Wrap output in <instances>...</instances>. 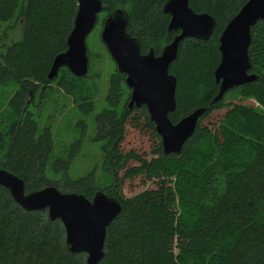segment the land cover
Listing matches in <instances>:
<instances>
[{"label": "trees", "instance_id": "16d2710c", "mask_svg": "<svg viewBox=\"0 0 264 264\" xmlns=\"http://www.w3.org/2000/svg\"><path fill=\"white\" fill-rule=\"evenodd\" d=\"M99 1L105 17L116 10L126 14L125 32L136 40L140 54L151 50L158 56L177 35L166 29L169 17L161 9L167 0ZM245 2L188 0L189 9L207 14L214 26L206 41L182 40L167 68L175 79V109L169 121L176 123L193 110L204 109L178 154H162L144 107L128 108L124 75L113 68L106 81L105 108L93 117L91 140L99 143L101 169L109 180L99 189L93 177H67L72 149L64 160L52 158L50 124L35 117L57 91L86 102L81 105L83 114L92 109L89 97L97 93L102 73L98 57L87 46L85 76L75 78L60 68L54 78H46L52 59L66 49L76 0H0L3 31L16 26L21 34L19 41L0 35V168L21 179L25 193L51 186L88 201L97 191L115 199L120 211L105 229L98 264H264L263 116L230 104L216 134L201 126L232 91L252 98L264 110V21L249 29L247 73L256 79L212 102L218 92L213 79L218 37ZM90 90L89 97L82 95ZM138 111L157 140L155 157L149 160L119 148L125 123ZM131 161L136 165L129 166ZM47 166L51 173H61L59 180L46 178ZM137 176L155 180V189L124 199L120 194L124 180ZM64 238L59 220H48L45 210H22L0 187V264H84L85 256L69 253Z\"/></svg>", "mask_w": 264, "mask_h": 264}, {"label": "water", "instance_id": "95a60500", "mask_svg": "<svg viewBox=\"0 0 264 264\" xmlns=\"http://www.w3.org/2000/svg\"><path fill=\"white\" fill-rule=\"evenodd\" d=\"M103 7L99 0H76L72 28L66 37L64 52L51 62L46 78L51 80L58 69L65 68L73 77L87 72L85 39L94 28ZM169 17L167 31L177 32L158 56L149 50L140 54L136 40L125 32L126 14L116 10L102 21L99 38L116 70L124 75L128 89V108L144 107L153 129L159 137L162 154H178L192 135L203 108H197L171 123L168 115L175 109V79L167 73L175 59L178 44L184 39L206 41L214 22L207 14H196L188 7V0H167L161 9ZM257 21H264V0H246L226 23L218 37L219 61L213 70L218 92L216 102L232 88L256 79L248 74L247 48L249 29ZM0 187L7 190L12 201L26 212L45 210L50 221L59 220L64 242L71 254H83L84 264H98L103 256L105 229L120 211L119 203L97 191L88 201L76 193H62L47 186L25 193L23 182L0 168Z\"/></svg>", "mask_w": 264, "mask_h": 264}, {"label": "rangeland", "instance_id": "374dc122", "mask_svg": "<svg viewBox=\"0 0 264 264\" xmlns=\"http://www.w3.org/2000/svg\"><path fill=\"white\" fill-rule=\"evenodd\" d=\"M105 18V13H100L97 17L96 24L92 31L85 39L87 49L93 57H98L97 65L101 66L102 77L98 84L97 93L91 95V91L82 95H88L89 101L92 104L90 113L83 114L81 105L86 102L78 97L63 95L61 92H56L51 96L48 106L45 111L39 109L35 112V117L40 120L39 123L50 124L52 138V158L64 160L68 157L69 151L72 149V156L69 158V164L66 170L67 177L70 180H76L82 177H93L95 186L103 189L109 185V180L101 169V154L99 143L93 142L91 139L94 134L93 117L105 108L104 96L106 93V81L109 74L112 73L115 67L112 60L108 56L103 44L100 41L99 33L101 31L102 21ZM10 25V24H9ZM6 24L0 23V35L7 34V37L12 41H19L21 38L20 28L13 26L12 31H3ZM4 39V37H2ZM6 41V40H5ZM13 87H8L5 92L10 94ZM129 93V91H127ZM230 104H241L249 107L256 112H260L264 121V110L259 108L257 103L252 98H242L238 91L228 93L224 98V105L219 109L211 112L201 121V126L206 127L210 133L216 134L218 123L222 119L224 113L230 109ZM143 113L141 111L132 112L130 118L124 126L123 140L119 145L123 153L133 152L138 157L149 160L155 157L153 150L156 147L157 140L148 131L143 123ZM137 119H134V118ZM81 122V124H80ZM84 124V130H80L79 124ZM74 143H78L77 146ZM129 166L136 165L131 161ZM45 171V176L49 180H59L61 173H51L49 166ZM155 180H145L140 176L134 177L131 180H124L120 194L126 199L137 195L145 190L155 189Z\"/></svg>", "mask_w": 264, "mask_h": 264}]
</instances>
